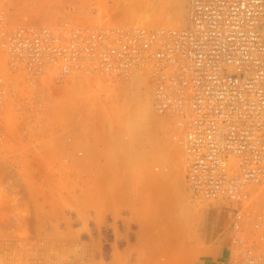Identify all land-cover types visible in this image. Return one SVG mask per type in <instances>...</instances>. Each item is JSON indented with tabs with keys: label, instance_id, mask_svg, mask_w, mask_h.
I'll list each match as a JSON object with an SVG mask.
<instances>
[{
	"label": "rangeland",
	"instance_id": "1",
	"mask_svg": "<svg viewBox=\"0 0 264 264\" xmlns=\"http://www.w3.org/2000/svg\"><path fill=\"white\" fill-rule=\"evenodd\" d=\"M153 1L26 0L16 13L130 27ZM156 1L152 27L169 26L171 0ZM135 75L15 81L0 115V264L228 263L234 214L189 192L182 147Z\"/></svg>",
	"mask_w": 264,
	"mask_h": 264
},
{
	"label": "built area",
	"instance_id": "2",
	"mask_svg": "<svg viewBox=\"0 0 264 264\" xmlns=\"http://www.w3.org/2000/svg\"><path fill=\"white\" fill-rule=\"evenodd\" d=\"M24 1L0 0V115L22 74L144 75L188 190L234 212L227 264H264V0H187L184 27L27 22Z\"/></svg>",
	"mask_w": 264,
	"mask_h": 264
},
{
	"label": "bare ground",
	"instance_id": "3",
	"mask_svg": "<svg viewBox=\"0 0 264 264\" xmlns=\"http://www.w3.org/2000/svg\"><path fill=\"white\" fill-rule=\"evenodd\" d=\"M29 1H32V2H37V0H29ZM51 4H55L56 2L54 1V0H48ZM127 1V0H126ZM136 2L137 0H129V2ZM154 1H156V0H154ZM153 1V3H151V5L149 4L148 6H147V4H145L146 5V8L147 9H145V12H146V10H147V12H148V14L146 15V17H144L143 18V21H141V23L142 24H147V25H149L150 23V25L152 26L153 25V23L154 22H156L155 21V19H157L158 17H159V15H161L160 14V12L158 11V10H156L157 9V7L155 6L156 5V3H157V5H158V1H156V3ZM167 1V0H166ZM171 2H172V5L171 6H173V9H174V11H172V8H171V13H173V15H174V18H173V20H171V18H167V19H169L170 20V22H166V23H168V25L169 26H171V23H172V26H179V25H183V23H184V21H186L187 22V19L185 20V12L183 11V13L181 14V12H179V10H182L183 9V6H182V9H180L181 7H180V2H179V0H171ZM118 3V2H117ZM120 3V2H119ZM124 3V2H123ZM128 3V2H127ZM81 4V3H80ZM128 4H130V3H128ZM153 4V5H152ZM155 4V5H154ZM187 4V3H186ZM61 5V4H60ZM82 5V4H81ZM131 5V4H130ZM134 5L136 6V3H134ZM140 6V5H139ZM165 6V5H164ZM179 7L178 9L179 10H177V8L176 7ZM80 7V6H79ZM130 7V6H129ZM156 7V8H155ZM75 8H78V6H76ZM144 8H145V6H144ZM155 8V9H154ZM135 9V8H134ZM164 10V9H163ZM169 10V9H168ZM175 10H177V11H175ZM31 11V10H30ZM78 11V10H77ZM118 11V10H117ZM136 11V10H135ZM139 11V10H138ZM42 12V11H41ZM85 12V11H84ZM106 12V11H105ZM143 12V11H142ZM155 12V13H154ZM158 12V13H157ZM170 12L169 13H167L168 14V16L170 15ZM110 13V12H109ZM115 13V12H114ZM117 13V12H116ZM186 13H187V11H186ZM75 14V13H74ZM145 13H143L142 14V17L143 16H145L144 15ZM163 14H164V12H163ZM166 14V15H167ZM104 15H105V13H104ZM109 15V14H108ZM114 15V14H113ZM79 16V15H78ZM116 16V15H115ZM99 17V16H98ZM97 17V18H98ZM171 17V16H170ZM93 18V17H92ZM91 18V19H92ZM101 18V17H100ZM131 18V17H130ZM136 18V17H135ZM138 18V17H137ZM139 18H140V16H139ZM186 18H187V15H186ZM60 19V18H59ZM99 19V18H98ZM106 19V18H105ZM126 19V18H125ZM141 19V18H140ZM165 19V18H164ZM180 19V20H179ZM96 20V19H95ZM104 20V19H103ZM131 20V19H130ZM133 20V19H132ZM139 20V19H138ZM154 20V21H153ZM177 20V21H176ZM172 21V22H171ZM139 22V21H138ZM185 22V24H187ZM132 23V22H131ZM137 23V22H136ZM157 23H158V21H157ZM156 23V24H157ZM139 24V23H138ZM144 24V25H145ZM124 25V24H123ZM149 25V26H150ZM162 25V24H161ZM165 26V25H164ZM134 74H137V75H135V80H137L138 82H142V77L144 76V75H142V74H140V73H138V72H135ZM140 75H142V77H140ZM145 77V76H144ZM146 78V77H145ZM130 82V81H129ZM133 82H134V79H133ZM146 84V83H145ZM143 85V84H142ZM139 87V86H138ZM144 87V86H143ZM131 89V88H130ZM146 90V89H145ZM144 91V90H143ZM139 94H140V92H138ZM147 96V95H146ZM143 101V100H142ZM146 102V101H145ZM181 145V144H180ZM181 147H182V145H181ZM182 150H183V147H182ZM183 152H184V150H183ZM183 158H184V160H185V163H186V159H185V154L183 155ZM190 192V191H189ZM228 210H230V209H228ZM230 211H232V210H230ZM232 213L234 214V212L232 211ZM234 216V215H233Z\"/></svg>",
	"mask_w": 264,
	"mask_h": 264
},
{
	"label": "crops",
	"instance_id": "4",
	"mask_svg": "<svg viewBox=\"0 0 264 264\" xmlns=\"http://www.w3.org/2000/svg\"><path fill=\"white\" fill-rule=\"evenodd\" d=\"M228 212H229L228 214L232 213V211H228ZM213 213L216 214V216H218V217L215 218V220H213L212 226L213 227H215L216 225L218 227L222 226L223 225V222H222L223 219H221V217H219L220 215H222L221 211L220 210H214V211L209 210V214H213ZM211 261L212 262L215 261L214 258H212ZM217 264H218V262H217Z\"/></svg>",
	"mask_w": 264,
	"mask_h": 264
}]
</instances>
